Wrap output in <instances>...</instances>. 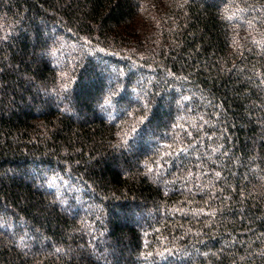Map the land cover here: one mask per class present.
<instances>
[{"label": "trees", "instance_id": "trees-1", "mask_svg": "<svg viewBox=\"0 0 264 264\" xmlns=\"http://www.w3.org/2000/svg\"><path fill=\"white\" fill-rule=\"evenodd\" d=\"M0 264H264V0H0Z\"/></svg>", "mask_w": 264, "mask_h": 264}]
</instances>
